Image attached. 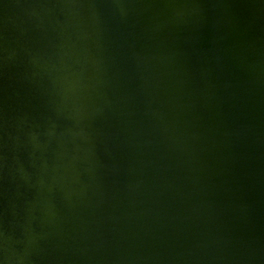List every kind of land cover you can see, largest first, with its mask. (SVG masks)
<instances>
[{
    "label": "water",
    "instance_id": "water-1",
    "mask_svg": "<svg viewBox=\"0 0 264 264\" xmlns=\"http://www.w3.org/2000/svg\"><path fill=\"white\" fill-rule=\"evenodd\" d=\"M237 0H0V264H254Z\"/></svg>",
    "mask_w": 264,
    "mask_h": 264
}]
</instances>
